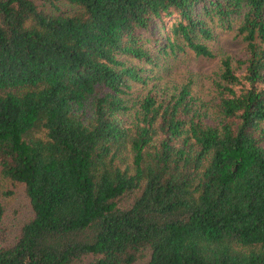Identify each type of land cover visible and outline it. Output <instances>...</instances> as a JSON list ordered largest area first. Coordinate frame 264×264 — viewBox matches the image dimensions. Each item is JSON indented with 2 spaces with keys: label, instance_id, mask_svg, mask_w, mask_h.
Returning a JSON list of instances; mask_svg holds the SVG:
<instances>
[{
  "label": "trees",
  "instance_id": "obj_1",
  "mask_svg": "<svg viewBox=\"0 0 264 264\" xmlns=\"http://www.w3.org/2000/svg\"><path fill=\"white\" fill-rule=\"evenodd\" d=\"M143 258L264 264V0H0V264Z\"/></svg>",
  "mask_w": 264,
  "mask_h": 264
},
{
  "label": "rangeland",
  "instance_id": "obj_2",
  "mask_svg": "<svg viewBox=\"0 0 264 264\" xmlns=\"http://www.w3.org/2000/svg\"><path fill=\"white\" fill-rule=\"evenodd\" d=\"M207 44L215 54L214 58L195 56L189 52L176 59H171L168 62L170 67L168 72L170 73L160 72L163 82L182 83L187 81L191 74L195 83L201 84L204 92H207L212 89V83L209 79L215 77L221 56L228 55L233 58H245L248 55L246 42L241 36L236 34L235 29H215L213 38ZM6 207L9 220L18 221L24 219L23 200L19 191L16 190L14 195L6 198ZM145 262L146 258H143L137 264H145Z\"/></svg>",
  "mask_w": 264,
  "mask_h": 264
}]
</instances>
